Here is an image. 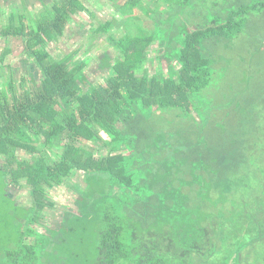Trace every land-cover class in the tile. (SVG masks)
Listing matches in <instances>:
<instances>
[{
	"label": "trees",
	"instance_id": "obj_1",
	"mask_svg": "<svg viewBox=\"0 0 264 264\" xmlns=\"http://www.w3.org/2000/svg\"><path fill=\"white\" fill-rule=\"evenodd\" d=\"M40 1L39 18L0 19V40L20 39L34 60L19 90L6 66L11 94L0 92V183L10 202L0 264H40L35 248L59 228L61 243L93 245L72 264H264V0H208L212 8L198 16L185 11L198 0H146L149 8L124 0L120 13L146 17L150 29L118 38L116 19L94 25L119 50L100 57V84L47 49L89 0ZM94 143L108 153L96 158L83 147ZM69 185L79 194L74 208L55 228L40 224L53 206L48 194ZM9 187H26L32 207ZM91 219L100 221L95 237H67L79 225L88 231L82 223ZM54 254L43 263H69Z\"/></svg>",
	"mask_w": 264,
	"mask_h": 264
},
{
	"label": "rangeland",
	"instance_id": "obj_2",
	"mask_svg": "<svg viewBox=\"0 0 264 264\" xmlns=\"http://www.w3.org/2000/svg\"><path fill=\"white\" fill-rule=\"evenodd\" d=\"M123 2L124 0H89L88 2H86L89 10L81 11L77 15H75L73 20H71L69 27L66 29L64 36L59 37L57 42L53 41L47 46L48 51L54 56L55 59H63L66 58L65 56H70L71 59H68L67 61L70 63L71 68H74L75 65L81 63L83 64L82 70L86 75H88L89 79H91L95 84L104 83L107 78L105 72L98 73L97 71H95L98 70V68L96 69L97 65H99L98 61L105 52L119 55V50L109 43V34L100 36L98 34H94V32L92 31L94 25L95 27H97L102 23H105L107 21H114L116 19L118 23L113 27L111 34L115 35L118 38L123 37L127 30L131 33H135L137 25L142 26L145 30L150 29L149 25L151 24V22H147L146 17L141 16L140 18L135 19L128 18L127 16L125 17L123 14H121L122 12L120 13V8L121 5H123ZM197 2V7L192 6L185 11L188 12L189 10H191V14H196V16H198V14L202 11H208L210 8H212L209 6L211 5L210 3L209 5L206 4L209 2L208 0H198ZM11 3H15V5L8 7L1 6L2 4L0 3V19L2 21L1 23L3 24H7L10 21L11 13L19 15L28 14L29 18L36 19L39 18L41 13L45 10L44 4L40 0H33L26 5L22 3V0H8V4ZM45 3H47V7L49 8H51L53 5L52 0H45ZM147 4L148 3L146 0L142 3L143 6L149 8ZM13 9H16L17 11H13ZM124 12L127 14L126 11ZM129 12L130 16L134 15V11ZM196 16L193 19H195ZM262 33L263 32L260 31L258 34H254V38L255 36L261 38ZM0 46V54L2 53L4 48H8L9 50L0 66L3 68L0 69V92L6 91V94L10 95L11 88L7 86V83L9 82L10 69L5 68V66L11 67L15 72V77L17 79L15 82V87L17 90H19L21 79L25 76H28V70L29 68L31 69V67L34 65V60L25 53V46L23 42L18 38H11L4 42L0 40ZM158 48L159 46L157 45V43H153L148 51L149 61L147 62V67L150 73H153L156 70V51L158 50ZM163 68L164 73L167 74L166 67L163 66ZM30 71L33 72L34 70ZM15 92L18 91L15 90L14 93ZM102 136L105 140H109L105 134H102ZM83 147L91 150L96 158L103 157L108 153L109 150V148L106 147L101 149L102 145L98 143H94L93 146H86L85 144L83 145ZM57 152H61V150L59 149L57 150ZM69 181L70 183L68 184H75L77 182L75 178H72ZM3 187L4 186H1L0 183V217L5 216L7 219H9L5 209L7 205L10 204V202L6 198V192L4 191ZM69 188L70 185L67 188V192L64 191V189H59L51 191V193L48 194L47 200L51 201L53 203V206L49 205L50 207H47L44 211L41 212L42 219H39L40 224L55 228L58 226L56 220L60 219L65 211H70L71 207L74 208L71 205L73 204L74 199L79 196V194L77 192H74V188L72 187V185L70 190ZM22 191L24 192V194L16 195L19 201H23V203H26L29 207H32V198L30 197V194L26 187ZM91 196V193L80 195L81 202H85V199H89L91 198ZM13 218L14 217H12L11 219ZM6 221L3 220L0 223L1 235L7 233H3L2 231L4 223ZM95 222L96 221L94 219H91L88 223H82L84 225H88V231H83L84 226L79 225L77 226V229L79 231L68 232V234L66 233V235L68 237L69 235L80 233V236L85 235L87 240L88 237H95L94 232L96 231L97 223L99 224L100 221L98 219L97 223ZM37 229L42 233L44 232L43 228L41 227H37ZM64 233L65 232L59 228L58 231L50 232L49 235H47L46 239L40 236V238H43L42 242L40 243L38 250L35 248V251H38L37 257L40 258V264H44L48 259H53V257L55 256L54 253H60V255L65 256L66 258L64 260H66V262H69L66 264H72V261L70 262L72 257L80 253L82 249H84L85 253H88L87 250H90L89 248L93 247L91 243H86L79 240L71 241L68 238H66L68 240V242H65L66 244L61 243L59 239L65 237ZM26 245L29 246L30 244L26 243ZM43 246H47V250L45 252L43 251ZM91 257L95 259L96 255H93Z\"/></svg>",
	"mask_w": 264,
	"mask_h": 264
},
{
	"label": "crops",
	"instance_id": "obj_3",
	"mask_svg": "<svg viewBox=\"0 0 264 264\" xmlns=\"http://www.w3.org/2000/svg\"><path fill=\"white\" fill-rule=\"evenodd\" d=\"M31 1H33V0H28V1H27V0H26V1H25V0H22V3L26 5V4H29ZM25 2H26V3H25ZM0 3L2 4L1 6H7L6 4H8V0H0ZM3 3H4V4H3ZM5 3H6V4H5ZM51 55H52V54H51ZM25 243H28V244H32V245H33V244H34V240L29 238V239H27V240L25 241ZM13 247H14V246H13Z\"/></svg>",
	"mask_w": 264,
	"mask_h": 264
},
{
	"label": "flooded vegetation",
	"instance_id": "obj_4",
	"mask_svg": "<svg viewBox=\"0 0 264 264\" xmlns=\"http://www.w3.org/2000/svg\"><path fill=\"white\" fill-rule=\"evenodd\" d=\"M11 4H15V3H11ZM16 8H18V7H16ZM6 67V66H5ZM30 70H33V67H31V69L29 68V70L28 71H30ZM34 72V71H33ZM14 78L16 79V77L14 76ZM0 162H1V160H0ZM1 165V164H0ZM9 192L11 193V194H15V195H19V194H24V192L22 191V192H18L19 190H15V189H13V188H10L9 187ZM18 201H19V199H18ZM19 202H22L23 203V201H19ZM25 206H27V204L25 203L24 204ZM28 207V206H27ZM28 209V208H27ZM31 239V238H30Z\"/></svg>",
	"mask_w": 264,
	"mask_h": 264
}]
</instances>
